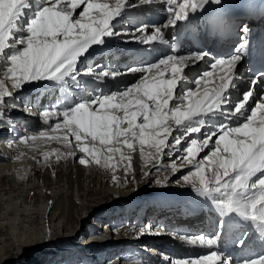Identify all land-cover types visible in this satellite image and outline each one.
I'll use <instances>...</instances> for the list:
<instances>
[{
	"label": "snow or ice",
	"instance_id": "obj_1",
	"mask_svg": "<svg viewBox=\"0 0 264 264\" xmlns=\"http://www.w3.org/2000/svg\"><path fill=\"white\" fill-rule=\"evenodd\" d=\"M209 2L218 5L222 0H183L179 5L176 0H136V4H130L129 0H116L114 5L100 0H0V57L7 49L22 46L7 56L5 76L12 80L14 89L31 82H58L70 74L76 80L81 75L77 72L78 61L85 55H91L95 46L102 45L105 38L129 32L144 33L149 29L147 24H143L132 31L115 32L113 22L126 8L157 3L164 5L168 20L155 25L150 35L138 36L137 42L167 45L169 39L164 30H174L178 22L188 21L190 14L203 10ZM241 31L243 35L233 54L214 59L211 71L203 72L194 81L195 87L179 97L182 103L174 101L178 98V86L186 79L185 69L203 60L208 53L177 55V35L173 32V54L146 63V66L127 68L128 73L140 74L130 87L110 94L90 95L70 107L41 113L45 125L51 118H57L52 129L54 133H66L62 137L53 135L49 138L67 140L70 133L79 143L80 152L91 154L100 163L103 149H98L96 142L105 146L108 153L115 154L120 152V148L112 145L122 144L132 149V141L138 140L141 149L145 144L154 149V158L172 156L180 150L178 146L185 137L202 133L204 120L197 118L222 112V122L211 125L202 139H191L183 148L186 155L181 158L184 163L180 165H190L195 169L183 175L182 180L190 183L198 196L211 200L221 218L214 227L211 225L214 234L201 232L178 236L188 245L206 249V254L176 259L171 264H264V255L234 261L233 256L222 251L225 245L241 249L248 243L247 232L237 238L231 228H226L225 217L228 214L235 213L256 226L264 227V98L253 106L254 89L250 86L231 108H222L228 103V92L233 87L237 65L249 48L248 26L243 25ZM84 74L92 75L93 69L89 68ZM119 75L122 73L102 70L96 73L95 78L102 80ZM262 76L264 73H257L252 85L259 84ZM209 84L213 86L209 87ZM12 95L13 92L0 81V105ZM238 116L243 117L242 122L237 120ZM169 121L178 126L176 131L179 135H173ZM45 136V132H39L23 139L35 141ZM205 149L208 154L197 160ZM121 158L124 159L123 153ZM111 159L112 156L108 155L105 163ZM86 162L83 158L79 160L81 165ZM171 167L173 172L177 171V164L173 163ZM206 171L211 175L206 177Z\"/></svg>",
	"mask_w": 264,
	"mask_h": 264
},
{
	"label": "bare ground",
	"instance_id": "obj_2",
	"mask_svg": "<svg viewBox=\"0 0 264 264\" xmlns=\"http://www.w3.org/2000/svg\"><path fill=\"white\" fill-rule=\"evenodd\" d=\"M100 2H107L110 5H114L116 0H100ZM182 2L183 0H176L177 5ZM129 3L136 4V0H129ZM159 5L163 8V13H166V17L165 20L158 23V25L165 23L169 18L168 13L164 11V5ZM149 6L126 8L113 22V28L120 29L121 31L119 32H124L132 31L140 25L147 24L144 17V9ZM82 8L83 5L77 10V14L82 10ZM147 25L149 26V29L145 30L144 33L129 32L126 35L115 36L114 40L118 41V49L114 52H109L108 55L115 59V66L117 68L111 69L110 71H119L122 73V75H119L115 78L104 77L102 80H97L94 76V74L99 71L100 64L93 62V59L97 57V55L100 56V53L98 52L99 50L97 49L104 47L105 43L112 41V37H107L105 38L102 45L95 46V51L91 53L94 54L93 57H90L89 59H81L77 64V70L87 69L93 65L92 75H79L77 78L81 84L91 90L88 95L84 94L81 87L76 84L77 79L73 80L71 78L59 81L61 85L58 87L61 89L57 90L61 92L63 91L64 86L71 87L72 94L70 93L71 96H69L66 101L63 103L50 101L51 96H55L53 95L54 92H52V89L55 88L56 90V88H58L52 87L51 85L55 84L57 81H46L45 85H47V87L50 85L52 89H45V87L42 86V93H45L42 94L41 100L47 99L48 94H50L51 96H49L47 102L54 104L53 106L56 108L62 109L65 107H70L74 102L86 100L90 95L94 96L101 93L110 94L113 91H122L126 87H130L131 84L139 78L140 74L128 73V67L146 66V63L155 62L158 59L163 58L159 53H157V48L159 47L160 43L152 42L149 45H144L137 42L138 36L150 35L151 30L154 29L155 25ZM164 31L166 34L170 30ZM21 47L22 46L18 45L17 49H7L4 56L0 57V78L4 81H7V89L13 92V95L11 97H6V102L0 105V117H4L9 121L12 119L13 123H15L14 118H21L23 121H25L26 126L25 128L18 126L19 129L16 130L18 135L14 137L3 133V130H1L2 127L0 126V264H12L13 261L19 257L24 260L20 262L22 264H24L28 258H37L40 260V264H44V261H48L46 264H49L56 250L52 251L49 246L46 247V243L54 242L52 239L56 237V246H60V243L64 241V237H71L74 231H85L82 225L83 222L87 220L89 221L90 219L92 221L91 223H94L98 213L101 211L98 210L101 209L98 208L100 201H97L98 199L95 196L97 193L95 192L96 186H99L102 191H104L102 196L115 194L116 191L117 195H124L126 193L130 194L134 184L140 185L145 181H151L152 173L158 165V159L153 157L152 153L154 152V149L152 147H150L148 144H145L143 149H141L138 140H133V148H127L128 150H126V145H112V147L120 148V152L115 154L108 153L105 146H102L96 142V147L98 149H103L101 152V161L100 163H97L95 159L92 158L91 154L80 152L79 143L73 136H71L70 133L67 134V140L49 138L53 135L62 137L66 134L64 131L55 133L52 131L57 120L56 117L51 118L47 125H42L38 121H33L26 117L16 115L14 112H17V107H15L16 109L14 108V110H11V114H6V112H10L8 109L13 108L14 105L18 104V101L14 99V96H17V93L19 92V89H14L12 87V80L5 76L8 66L6 58L14 51H18ZM128 48V52L124 50ZM118 51L120 52L118 53ZM203 61L205 63V68H202L201 66ZM208 61L209 59L201 60L196 62L194 65H189V67L185 69L186 79L178 86V98L174 101V103H182V100L179 99V97L182 96L185 91L195 87L194 81L198 79L203 72L211 71V64H209ZM121 62L125 64L123 67L119 66ZM236 72L237 75L235 77L233 87L230 88L228 92V103L223 105L222 108H231L237 101L240 100L243 93L248 90L245 82L246 80H241L237 77L238 75L242 76V74L245 73L243 71L242 64L239 63L237 65ZM85 77L88 78L86 84L83 83V79ZM103 80H108L107 84L99 87V82H102ZM208 86L212 87L213 85L209 84ZM258 90L255 91L254 97L252 98L253 106L255 103H258L261 98H264V93L259 96ZM80 91H82V94H80ZM31 101L32 97L21 100L20 102L25 103ZM6 103H10L11 105ZM39 115L43 117L41 114ZM36 119L38 120L37 117ZM197 119L204 120V129L202 130V133L189 134L182 141V148L187 147L191 139H202L204 133L211 128V125L217 124L224 120V115L222 112L218 111L214 113H208ZM237 120L242 122L243 117L238 116ZM169 124L172 127L173 135H179L180 133L176 131L178 126L175 125L173 121H169ZM233 126H236V124L234 123ZM13 127H16V125ZM39 129L45 131L46 136L44 138H39L35 141L31 139H23L24 137L38 135L40 132ZM122 139L123 138H121V140ZM171 139L172 137H169V140ZM85 143H88V141H85ZM179 147L180 146H178V148ZM142 151L144 153L143 155H141ZM165 151H167V149H165ZM121 153H123L124 159L121 158ZM180 153L183 155H179V157L175 158L179 165V169H177L178 174L188 172L192 169V166L190 165L180 167V165L184 163L181 158L186 155L183 150ZM104 154L106 157L108 155L112 156V159L108 161L107 164L105 163ZM207 154L208 150L205 149L204 152H201L198 155L197 160H201ZM81 158L85 159L88 165H86V163L81 165L79 163ZM76 161H78V163ZM205 165L207 167V162H205ZM124 170L128 171L127 174H124ZM145 173L148 174L145 175ZM206 175L210 176L211 172L206 171ZM127 178L128 180L130 179L131 183L128 189H126L127 184L125 182ZM181 182H183V186L186 187L188 191H191L194 196L197 195L192 190L190 183L185 184L182 179ZM98 198L101 199L102 197ZM178 214L181 216H174L176 223L172 221L173 214L170 212L161 211L157 213H149L147 218L148 220L145 225H128V228L126 229L119 230L118 228L114 230L116 232L114 236L118 240L114 241L113 243L108 242L106 247H110L112 245L110 251L115 253L116 256H119L118 261L116 257H112L110 259L108 258L102 263H99L136 264L132 258L123 261L122 256L119 253V248L116 247L117 244L121 245L120 242L122 241L123 237H132V239H135L137 243L139 241L140 244H145V246H147L146 251L148 250L152 256L156 257L155 260H157V262L160 264H171V261L176 259L195 258L198 254H206V249L189 253L187 252V249H181L180 251L185 252H178L177 254H174L170 251V255L167 256L165 253V248H161L162 246L157 247L153 244L155 241H163L167 237H163L164 235L161 236L159 229H157V226L161 225L170 226V228H176L183 233L195 234L192 233L193 231L191 227H187L185 231L182 227L183 225L181 226V224L190 223L192 219L199 215H196V213L192 215L186 213L182 214V212H179ZM199 214H201L200 211ZM161 215H170V220L157 224V217H161ZM83 217L84 220H82ZM81 220L82 226L77 228ZM98 222L99 219L94 223L96 226L93 224V229H91V227H86L87 231H92L86 235V238L94 239L96 244L99 245L101 240L104 239V236L102 235H105L107 232L111 233L113 230H109L108 224V226L102 229V234H99V230L97 229L100 225ZM173 225L176 226L173 227ZM204 230H206L208 234L211 232L210 227H206ZM169 238L175 242L173 237ZM49 239L50 242H47ZM249 248L250 246L244 248V255L248 256V260L259 255H264V247L261 244H259L256 248H253V250H250ZM222 250L228 251V245H225ZM160 255H163L164 258H168V261H163ZM232 255L239 258L238 252H235V249ZM59 256L62 257H60V259L58 257L56 259L54 258L50 264H63L66 262V257H63L61 251ZM238 261H240V259ZM78 263L79 258L74 264ZM99 263L95 262L92 264ZM66 264L71 263L67 262Z\"/></svg>",
	"mask_w": 264,
	"mask_h": 264
},
{
	"label": "rangeland",
	"instance_id": "obj_3",
	"mask_svg": "<svg viewBox=\"0 0 264 264\" xmlns=\"http://www.w3.org/2000/svg\"><path fill=\"white\" fill-rule=\"evenodd\" d=\"M98 56V55H97ZM0 81L4 82V86L7 89L8 87V83L7 81H4L0 78ZM48 82V81H47ZM46 84V82L44 84H42L41 82H31L28 83L24 86H22L19 89V92L17 93V96H14V99H16L18 101V106L22 103L20 102L21 100H25L26 98H31L35 95V93H37V97H41L42 98V86H44ZM61 83L58 81V83L52 84V87H58L60 86ZM36 86H39L38 88ZM50 85H48V87L46 86V88L48 89H52ZM51 87V88H50ZM64 87H68V86H64ZM61 88H55L52 89L53 95H55V93H61L57 90H59ZM8 90V89H7ZM55 90V91H54ZM69 90L71 91V87L69 88ZM23 93V94H22ZM69 96H71L70 93H67ZM80 94H82V91H80ZM24 98H23V97ZM50 96V94H48V97ZM65 97L62 101H57V102H64L68 99V97ZM19 99V100H18ZM51 102H56L55 101V97L51 96ZM8 105H11L10 103H6ZM14 109V108H13ZM16 109V108H15ZM18 109V108H17ZM16 109V111H17ZM15 119V118H14ZM12 119H11V121ZM183 146L180 145L179 147V151L175 152L172 156H168V155H161L158 158L157 161V167L155 168L154 172L152 173V178L151 181H145L140 185L134 184L132 186L133 189H131V193L130 194H124V195H117V191L115 192V194H111V195H106V196H102V194H104V191H102V189L99 186H96V197H97V201H100L98 204V210H101L100 213H98V216L96 217L95 221H98L99 219V225L98 229L99 230V234H102V229H104L106 226H108L109 224V230H113V232H107L104 236L103 240H101V245L99 243L93 244L91 246V249L86 251V255H81V257H86V256H90L88 257V261L85 259L84 261L86 262L85 264H92V263H102L104 261H106L108 258H112V257H116L117 261L119 256H116L115 253H112L111 250V246L110 247H106V244L108 242H114L116 240H118L117 238H115V231L116 229L119 228V230H123L128 228V225H136L139 226L141 224H144L147 222V218L149 213H157V212H161V210L158 209V207H163L160 206L158 204V200H162L163 202L165 201V199L167 200H171L172 198L175 197L176 199H179L177 202H174L173 204H175V211H179L180 207L182 204H184L183 199L187 196V195H191L190 192L188 191V189L186 187L183 186V182H181L182 176L187 174L188 172H183L181 174H178L177 171L173 172L172 171V164L175 163L177 164V169H179V165H178V161L175 160V158L179 157V155H183L180 152L183 150L182 148ZM185 148V147H184ZM126 150L127 146H126ZM167 152V151H165ZM133 153V151H132ZM179 153V154H178ZM105 155V154H104ZM138 155V152H137ZM172 159H171V158ZM106 158V155H105ZM78 163V161H76ZM86 165H88L86 163ZM190 171V170H189ZM191 171H195L194 168L191 169ZM127 170H124V174H127ZM181 177V178H180ZM207 177V175H206ZM174 178V179H173ZM157 181H160V183H157ZM183 181V180H182ZM127 187L126 189H128L130 186V179L128 180V178L125 180ZM185 183V182H184ZM125 184V183H124ZM125 184V186H126ZM186 184V183H185ZM176 185L177 187L180 186V190H181V195H178L176 193L172 194L170 189L168 187H172ZM167 190H166V189ZM51 189V188H50ZM49 189V190H50ZM48 190V191H49ZM156 192L160 193V194H156L154 195ZM194 195V194H193ZM98 197H102L101 199ZM113 202V203H111ZM153 211H157V212H153ZM175 211H162V212H170L171 214H173V222L176 223V219L174 220V216H181L177 213V215L175 214ZM185 211V210H184ZM201 213V212H200ZM182 214H184L182 212ZM187 214V213H186ZM192 215V214H190ZM196 215H199V210L196 213ZM194 215V216H196ZM166 216V215H165ZM164 215H161V217H165ZM172 216V215H171ZM193 217V216H192ZM196 218V217H195ZM165 219V220H164ZM84 220V217L83 219ZM82 220L79 222L77 228H80L83 225V229H85V231L83 232H73L71 237H64V241H62L60 244V246H56V241L57 238L54 237L52 239L51 243H46V247L49 246V248L53 251H55V254L53 255V258H51V262L53 261V259L55 258H59L62 256H59L60 251L63 254V257H66V262H64L63 264H66L67 262L74 264L75 263V259H73L74 257H78V253L76 250L73 249L71 242L75 243V241H78V239L80 237H85L86 235H88L89 233H91L92 231H87L88 227H91V229H93V224L91 222V220L89 219V221H85L82 223ZM158 223H163L164 221H169L170 220V215H167L166 218H160L157 217ZM138 221V222H137ZM137 222V223H136ZM82 223V225H81ZM111 223V224H110ZM95 225V224H94ZM96 226V225H95ZM176 226V225H175ZM173 225V227H175ZM87 227V228H86ZM111 227V228H110ZM167 230H170V226H164ZM114 237V238H113ZM164 237V236H163ZM124 241V242H123ZM47 242H50V239L47 240ZM105 242V243H103ZM122 242V243H121ZM120 242L121 245L117 244L116 247L119 248V253L122 256L123 261L126 259H130V256H139V255H144L146 256L145 253H143V251L137 249L135 246L136 245H145V244H140V242L138 241V243L136 242L135 239H132V237H123L122 241ZM159 242V243H156ZM168 242H173L172 239H170L169 237H166L163 241H155L153 244L157 247H161V248H165L166 249V255H170L171 252H173L174 254H177L178 252L184 253L183 251L178 250V247L176 246H167ZM126 243V244H125ZM162 243H166V244H162ZM105 244V245H104ZM62 246H64V248L61 250ZM120 246V247H119ZM147 247V246H146ZM44 248V247H43ZM170 250H168V249ZM59 250V251H57ZM178 250V251H177ZM146 251V250H145ZM171 251V252H170ZM73 252V253H72ZM92 252V253H91ZM110 252V253H109ZM149 252V251H148ZM170 252V253H169ZM150 253V252H149ZM81 254H83V252L81 251ZM115 255V256H114ZM155 255V254H153ZM190 255V254H189ZM157 256V255H155ZM143 257V256H141ZM78 259V258H77ZM115 259V260H116ZM133 260L135 258H132ZM24 260H22L21 257L17 258L16 260L13 261L12 264H22L20 262H22ZM48 261H44V264H46ZM60 262V261H59ZM40 264V260L37 258H28L27 261L24 264ZM99 263V264H100ZM122 263V261H121ZM135 263V262H134ZM60 264V263H59ZM155 264H160L157 262V260H155Z\"/></svg>",
	"mask_w": 264,
	"mask_h": 264
}]
</instances>
